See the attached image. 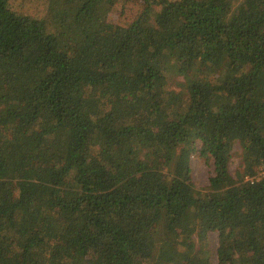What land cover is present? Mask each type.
Listing matches in <instances>:
<instances>
[{
  "label": "trees",
  "instance_id": "16d2710c",
  "mask_svg": "<svg viewBox=\"0 0 264 264\" xmlns=\"http://www.w3.org/2000/svg\"><path fill=\"white\" fill-rule=\"evenodd\" d=\"M142 1L0 0V264H264V0Z\"/></svg>",
  "mask_w": 264,
  "mask_h": 264
},
{
  "label": "rangeland",
  "instance_id": "374dc122",
  "mask_svg": "<svg viewBox=\"0 0 264 264\" xmlns=\"http://www.w3.org/2000/svg\"><path fill=\"white\" fill-rule=\"evenodd\" d=\"M143 8L144 2L142 0H115V4L110 11V16L120 24L126 25L138 17ZM242 154V147L238 143L234 144L229 164V170L234 178L238 177V171L242 163ZM191 169L194 187L199 190H206L210 183V177L214 174L213 162L206 161L196 154L192 156ZM209 242L212 251V263L216 264L218 261L217 251L220 246L218 231L209 233Z\"/></svg>",
  "mask_w": 264,
  "mask_h": 264
},
{
  "label": "built area",
  "instance_id": "2783aa9c",
  "mask_svg": "<svg viewBox=\"0 0 264 264\" xmlns=\"http://www.w3.org/2000/svg\"><path fill=\"white\" fill-rule=\"evenodd\" d=\"M258 168H259V170H258L257 174L251 178L252 180L264 178V163H262Z\"/></svg>",
  "mask_w": 264,
  "mask_h": 264
}]
</instances>
